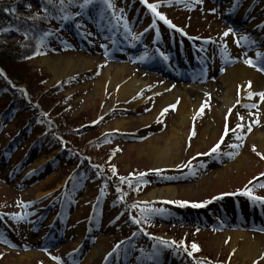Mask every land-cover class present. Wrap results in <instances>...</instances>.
<instances>
[{"label": "rangeland", "instance_id": "374dc122", "mask_svg": "<svg viewBox=\"0 0 264 264\" xmlns=\"http://www.w3.org/2000/svg\"><path fill=\"white\" fill-rule=\"evenodd\" d=\"M127 1L130 0H117L118 8L124 7ZM153 1L158 2L159 0ZM170 1H172L171 4H160L158 6L159 10L181 24L185 28L184 30L187 29L190 33L196 35H210L214 39L217 38L221 42L220 44H225L228 52L226 57L235 60L233 66L239 63L243 64L247 60L246 56H241L243 52H246L243 40L240 41L239 45L235 43L236 39L241 36V32L248 36L247 42L253 43L258 39L259 42L264 43V39L260 37L263 35V31L259 34L255 31V36V34H251L249 31L240 29L237 26L242 20L239 16L242 8L241 4L234 6L230 5L232 0H216L215 5L211 6L207 0H204L201 3L199 2L197 7H188L182 2L180 4L174 0ZM26 3L34 7L37 0H27ZM237 8L240 10L236 11L235 17L241 20L235 18L236 22L227 23L224 17L225 12H229L228 14L231 15ZM211 9H216V11H211ZM33 12L34 10L26 11L25 14L34 16ZM256 17V13L252 14L244 25L253 27L252 20ZM228 28L234 29L235 34L229 33L224 36L223 34ZM145 30L147 29L141 28L140 30L145 41L142 42L138 39L135 45H130L129 55L123 53V55H119L121 58L109 51L110 45L104 49L101 48L98 41L91 43L93 49H90V53L65 49L57 42V48L49 49L39 56L28 59L27 55V58L22 59L18 65H10V71L16 73L18 78L28 80L24 81L26 83L15 86L21 93L14 86L10 87L9 78L6 74L0 72V87L6 86V91L0 94V116L4 112L9 116L3 124L5 131L0 136V156H2L3 150L9 143V136L5 135L7 132L14 133L18 128H20L19 131H22L23 128L25 131L21 134L22 136L15 133L13 135L23 138L21 142L26 141L23 149L16 154L17 160L12 161L11 164L2 163L0 165V207L15 211L17 216L21 215L20 209H28V213H33L41 207L40 201L46 200L47 202L49 199L47 197H50L63 185L68 170L73 169L76 173L81 170L90 175L86 186L79 188L73 197V200H75L73 202H76V204L73 205V210H71L73 214L69 236L58 245L60 250L74 246L75 242L80 239L89 212L90 201L98 192L102 178L107 179L105 182H108L109 185L107 186L110 187L107 189L109 195L106 193V211L104 221L94 231L95 242L84 249L87 255L96 244L98 246L103 245L104 250L102 252L105 253L115 240L127 233L124 214L117 217L115 223L112 222V218L118 211L130 206L131 194L139 190L136 182H134L136 179H132L130 175H127L128 171H153L154 169L181 167L183 162L187 163V159L192 155L202 154L204 150L216 144L220 134L223 133L225 121L229 117H231L233 123L243 125L238 136L242 139V142L237 141L235 143V145H239L238 147H234L233 151L230 148V142H234V140L231 141L234 137L231 133L232 129H230L225 140L224 146L232 151V155L226 156L224 160L218 163L208 162L207 158L191 160L188 164H185L184 168L176 172L186 170L192 163L191 167H196L199 172L196 175L187 177L182 182H169V184L176 186L178 193L174 197L165 199L179 198L185 201H204L221 191L242 188L250 181V177L264 168V149L250 139V135L256 128L264 130V109L260 108V104H256L255 109L244 106L247 103H243V106L237 105V101L253 100L252 96L248 95L245 98L242 92L237 93V90H240L238 87L235 95L233 93V97L227 104H224L220 98H215L216 93L223 96L225 92V85L220 78L223 73L203 78L201 76L192 77L188 73L187 77L174 79L163 75L159 70L146 68L141 62L133 58L135 52L152 42L154 30ZM15 34H17V31L12 30L11 33L1 35L0 40L4 43L14 44L19 41ZM78 35L80 34L78 33ZM102 37L103 35L99 36V39L102 40ZM162 37L165 38L164 35ZM80 40L83 39L81 37L77 38V42L87 43L80 42ZM127 46V43H122L124 50L129 49ZM229 46L232 47L233 51L228 48ZM23 56L26 57V53ZM43 58L56 59L59 62V67L55 70L50 68ZM145 58L150 62L149 55H146ZM68 59L73 61L72 66L68 64ZM154 64H157V62H154ZM112 65H126L130 68L129 74L139 73L142 78L150 79L149 81L152 84L147 86L148 88H143L140 94L121 98L118 96L120 83L112 85L109 79L104 78L105 83L100 84L99 78L104 70L109 68L110 76L114 74L115 69ZM205 67L199 69L200 73L204 75L207 74ZM128 78V73H124L123 82ZM40 79H43V81H39ZM161 83H166L167 88L154 92V88L160 86ZM208 83H212L216 89L208 92L203 90V96L205 97L202 100L195 101L193 96L192 100L194 102L198 101L200 104L190 123H187L186 126L175 127L173 119L177 117V108L182 95L176 94L171 102L161 106L158 104L159 97L167 91H172L177 85H181L183 89L188 86H202L201 88L205 89L204 87ZM28 86L34 87L35 94H26L25 91L29 90ZM52 88L54 90H50ZM217 88H221L222 92ZM150 95L152 96L150 97ZM11 98H14V101ZM15 105H18V107H15ZM169 105H175V108L168 107ZM216 107L220 111L219 123ZM165 108L168 110L160 114ZM231 109L233 110L230 114L229 110ZM38 110L48 115L51 132H48L43 125L41 113L37 112ZM99 115H106L100 124L78 130V126L91 123ZM3 121L4 117L0 119V123ZM29 126L32 127L30 132ZM117 126L126 128L127 130L124 131L131 132L133 136L126 137L123 135L112 139L110 136L103 135V133L105 134V132ZM249 126L251 127L250 131ZM206 127L209 130L207 134H203ZM172 131H176L179 136V145L173 148L172 152V163H177L173 167L155 168L153 166L154 162L148 154L150 144H165ZM185 132L186 135H184ZM100 135L106 139H112V141L103 140L99 137ZM33 138L36 141H33ZM40 138L43 139L40 140ZM56 138H59V141L67 139L70 143L69 147H71V149L69 148L70 151L58 159L54 158L59 144V141H55ZM110 144L111 146H109ZM23 150L28 151L22 159L24 169L18 166ZM14 152L13 149L9 150L10 154H14ZM227 152L225 151V153ZM238 157L242 160L237 161ZM91 162L93 164L90 167ZM113 165L115 170H113ZM178 165L179 167H177ZM25 172H30V175L21 181ZM170 175L177 174L171 173ZM151 178L150 182L147 181L148 184L144 185L146 189L137 197V200L150 203L151 201L164 200L148 197L149 192L155 188L153 185H156V187L162 186L158 184L162 181L158 180L155 175H152ZM259 188H264V186L261 185ZM40 192L43 193L38 196ZM262 192H264V189H262ZM119 196H123V200L119 201ZM225 200L226 205L232 207L231 200ZM116 201L121 204L116 203ZM166 206L165 209L168 210L175 208L172 205ZM170 213L182 216L181 218H187L190 215L188 214L189 210L183 208L170 211ZM154 220L158 221V218ZM171 222L173 223L159 221L158 225L153 226L157 230L156 237L159 236L170 241L174 240V236L179 237L183 241V244L179 242V245L184 247L191 246L195 242L199 249L198 257L201 259L205 260L212 257L211 260H220L229 264H264V234L237 228L232 223H228V227H225L226 225L217 226L215 224L200 226L193 222L181 220ZM33 225L32 216L23 218L18 221V226L23 228L25 232L18 228L16 233L11 234L6 231L2 237L29 242L36 241L35 229L31 228ZM236 231L247 232L250 238L259 243L262 251L254 258H245L239 252L240 247L243 245V237L238 236L237 240L232 239V234ZM54 254L59 256L60 253L55 250ZM101 256L102 254H99L90 262H85V260L82 264H96ZM0 264L58 263L34 248L29 251L23 249L11 250L0 244ZM164 264L194 263L184 258V256L177 255L174 261L167 257Z\"/></svg>", "mask_w": 264, "mask_h": 264}, {"label": "bare ground", "instance_id": "6f19581e", "mask_svg": "<svg viewBox=\"0 0 264 264\" xmlns=\"http://www.w3.org/2000/svg\"><path fill=\"white\" fill-rule=\"evenodd\" d=\"M44 61H47V65L52 68L56 69L59 67V62L56 59L43 58ZM68 64L72 66L73 61L68 59ZM114 67L115 72L110 76L109 68L104 70L102 76L99 78L100 84L105 83V79H109L112 85H116L118 83L121 84L120 89L118 91V96L121 98H126L128 96H135L137 95L143 88L151 85L150 79L146 80L140 76L139 73H130V68L126 65H112ZM173 70H178L176 67H172ZM125 69V70H124ZM128 73L129 78L123 82L124 73ZM222 82L225 85V92L222 95L216 93L214 96L215 98H220L224 104L230 102L231 98L233 97V93L235 95L236 88L240 87L243 91L245 96H247L248 92L252 93H259L260 91H264V76L257 68H251L250 66L245 65L244 63L236 64L226 70L223 76L220 77ZM249 82L250 85H249ZM202 87V86H201ZM201 87L195 86H188L185 89L181 87V85H177L172 91H167L158 99V104L164 105L171 102V99L175 97L176 94H181L182 98L177 108V117H174L173 124L175 127L179 126H186L187 123H190L198 105L200 104L198 101L194 102L192 100L193 96L196 100H202L204 95V91L208 92L213 91L216 87L212 83H208L205 89ZM148 88V87H147ZM167 88L166 83H161L160 86L154 88V92L162 91ZM218 89V88H217ZM204 90V91H203ZM221 90L222 89H218ZM262 109H264V100L261 105ZM218 109L217 107L215 108ZM218 116V123L220 121V111L219 109L216 111ZM116 131H124L127 130L121 126H117L112 128V130ZM209 128L206 127L203 130V134H207ZM177 131V130H176ZM176 131H172L170 136L166 139L165 144L159 145L157 143H151L148 154L150 159L154 162V167H173L176 163H172V152L173 148H176L179 145V136L177 135ZM178 132V131H177ZM187 133L185 132L184 135ZM250 139L254 141L260 148L264 149V130L256 128L253 133L250 135ZM198 152V151H197ZM55 153V152H54ZM241 157V156H240ZM238 157L237 161H241L242 159ZM43 192H40L38 196H41ZM178 193V189L175 185L167 184L153 188L148 197L150 198H161L165 199L168 197H174ZM85 228V226H84ZM83 228V229H84ZM83 234H81V237ZM238 236H242L244 241L242 247H240L239 252L245 258H254L258 253L262 251L261 246L257 241L249 237L247 232L236 231L232 234V239L237 240ZM104 250L103 245L98 246V244L94 245L90 250L86 261L90 262L95 256L102 254ZM102 252V253H101Z\"/></svg>", "mask_w": 264, "mask_h": 264}, {"label": "trees", "instance_id": "16d2710c", "mask_svg": "<svg viewBox=\"0 0 264 264\" xmlns=\"http://www.w3.org/2000/svg\"><path fill=\"white\" fill-rule=\"evenodd\" d=\"M82 0H41L39 8H29L26 0H0V36L7 32L9 28L18 31L16 35L18 42L14 44L4 43L0 40V70L9 78L8 83L21 93L18 86L26 83V79L18 78L17 74L10 71V65H18L22 59L32 58L41 52L42 45L46 42V37L52 39L55 33L59 31L57 25H61L57 17H62L69 13L79 18V4ZM34 10V16L25 14L26 11ZM63 29L65 27H62ZM26 53V57L23 54ZM39 81H43L40 79ZM30 84V83H29ZM29 90L25 91L27 95H33L34 87L28 86ZM43 89V88H42ZM54 90V88L50 89ZM48 90V91H50ZM35 94V93H34ZM47 105V104H46ZM41 117L49 123L47 114L41 110Z\"/></svg>", "mask_w": 264, "mask_h": 264}, {"label": "snow or ice", "instance_id": "6c2138e0", "mask_svg": "<svg viewBox=\"0 0 264 264\" xmlns=\"http://www.w3.org/2000/svg\"><path fill=\"white\" fill-rule=\"evenodd\" d=\"M70 2H72V0H70ZM102 2H103V3H104L109 9H111V8L114 7V5L112 4L111 0H102ZM166 2H170V0H166ZM49 3H51V0H49ZM61 3L63 4V0H61ZM93 3H94V0H82V2L79 4V7H80L81 9H84V8H87L89 5H91V4H93ZM142 3L147 4L148 9H150V10L152 11V13H153L156 17H159L160 20L164 21L165 24L169 25V26L172 27V28H176V27H177L175 24H172V22H171L170 20H168V19L165 17V15H164L163 13L157 11V5H156V4L147 3V0H142ZM211 11H216V9H211ZM69 18H70V17H69V15H67V14H65V15L62 16V17H57V19H63V20H68ZM154 26H155V20L153 21V24L150 25L149 27H154ZM125 27H126V28L128 27L127 23H125ZM258 27H264V25H258ZM179 30H180L181 32H183V29H179ZM145 31H147V30H145ZM229 33H233V34H235V33H234V29H232V28H228V29L224 32L223 35H224V36H227ZM248 39H249V38H248L247 35H243V36H240L239 38H237L236 41H235V43H237V45H239L241 40H243V41H248ZM161 55H164V54L161 53ZM258 55H259V53H258ZM165 59H167V57H165ZM245 63L250 64V65H252L253 67L256 66V65L253 63V60H252V59H248V60H246ZM259 70H260V71H264V67L260 68ZM0 72H2V70H0ZM250 83H251V82H249V85H250ZM252 95H259V97H260L261 99H264V92H260V93H251V92H250V93H249V96L251 97ZM237 102L239 103V101H237ZM168 107L175 108V105H169ZM202 107H203V105H202ZM251 107H256V105L253 104V105H251ZM167 110H168V109L165 108V109H163L162 111H163V112H166ZM237 127H238V128H239V127H243V125L238 124ZM250 130H251V127L249 126V131H250ZM194 134H195V133L193 132V135H194ZM225 134H226V133H225ZM223 138H224V137L222 136V137H221V142L223 141ZM238 139H239V137H238ZM238 146H239V145H233V147H238ZM219 147H220V142H218L216 145L213 146L212 149H210V153L217 152V151L219 150ZM254 147H255V146H254ZM207 154H208V153H206L205 155H207ZM229 155H232V153H229ZM112 167H113V170H115V166L113 165ZM177 167H179V165H178ZM153 171H157V172H159L160 170H159V169H154ZM138 175L142 178L145 174H144V173H139ZM260 175L264 176V173H261ZM122 179H126V178H122ZM254 179H255V178H254ZM144 182L146 183L147 181H144ZM250 183H251V182H250ZM262 186H264V185H262ZM245 194L248 195V196H250V197H252L253 200H258V201H259V200H264V197L253 196V194H252V192H251L250 190L246 191ZM215 198H216V197H213V199H215ZM168 203H174V204H178V205L183 206V205H187V204H189L190 202H189V201H168ZM204 203H207V201H205ZM192 206H193V207H200V206H202V205L199 204V203L192 202ZM150 211L153 212V213H164V212H166V209H164V208H153V209H151ZM18 218H19V219H23V217H18ZM135 222H136V223H140L139 220H136ZM134 235H135V233H134ZM161 243L164 244V245H167L168 247H171L172 245H175V244H176V241H171V243H169V241L161 240ZM181 243H183V241H181ZM191 248H192L193 251H198V250H199V249H198V245H197L195 242L192 243ZM113 251H115V249H114ZM183 251L187 252V255H188V256H192V252H191V251H188L187 246L184 247ZM108 255L111 256L112 253H109ZM107 258H108V257H105L106 260H107ZM148 258H149L150 260H151V259H154V258H155V254L150 255ZM55 259H58V258H55ZM197 264H200V262L198 261Z\"/></svg>", "mask_w": 264, "mask_h": 264}]
</instances>
